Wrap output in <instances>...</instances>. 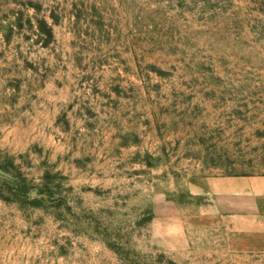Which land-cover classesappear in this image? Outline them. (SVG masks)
I'll return each mask as SVG.
<instances>
[{
  "label": "rangeland",
  "instance_id": "374dc122",
  "mask_svg": "<svg viewBox=\"0 0 264 264\" xmlns=\"http://www.w3.org/2000/svg\"><path fill=\"white\" fill-rule=\"evenodd\" d=\"M254 177L264 0H0V264H264Z\"/></svg>",
  "mask_w": 264,
  "mask_h": 264
},
{
  "label": "crops",
  "instance_id": "0c3cea01",
  "mask_svg": "<svg viewBox=\"0 0 264 264\" xmlns=\"http://www.w3.org/2000/svg\"><path fill=\"white\" fill-rule=\"evenodd\" d=\"M251 181L254 183L251 216H244L241 222L236 220L234 246L264 252V177H254Z\"/></svg>",
  "mask_w": 264,
  "mask_h": 264
}]
</instances>
